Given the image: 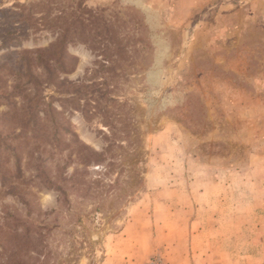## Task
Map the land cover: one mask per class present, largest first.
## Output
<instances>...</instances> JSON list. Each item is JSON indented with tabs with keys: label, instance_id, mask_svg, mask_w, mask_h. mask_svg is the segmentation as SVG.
Here are the masks:
<instances>
[{
	"label": "rangeland",
	"instance_id": "obj_1",
	"mask_svg": "<svg viewBox=\"0 0 264 264\" xmlns=\"http://www.w3.org/2000/svg\"><path fill=\"white\" fill-rule=\"evenodd\" d=\"M36 1L0 0V264H264V0Z\"/></svg>",
	"mask_w": 264,
	"mask_h": 264
},
{
	"label": "trees",
	"instance_id": "obj_2",
	"mask_svg": "<svg viewBox=\"0 0 264 264\" xmlns=\"http://www.w3.org/2000/svg\"><path fill=\"white\" fill-rule=\"evenodd\" d=\"M46 3H48V2L47 1L44 2V1L39 0V1H36L33 4H31V6L37 5V4H43L46 6ZM25 8H28V7L25 6ZM25 15L28 18L32 17L31 11H27V14H25ZM48 15H49L48 10H44L39 18L32 17L31 19L44 20V23H47V16ZM54 20H59V21L63 22V24H61L60 28L57 30V39L51 45L50 50L52 51L54 61L58 63V66H62L63 61H64L63 59H64L65 45L68 42H70L71 40H73V38H71L72 37L71 35L73 34L72 28H71V25L73 24V19L70 15L66 14L65 12L62 13V11H61L60 14L55 15ZM80 31H81V33H84V30H80ZM23 61L26 64V72H28V77H29V79L27 80L26 83L28 84V82H30V81L31 82L36 81V77L33 75L32 59L29 57H26ZM40 67L43 71V74H45L44 79L47 82H50L55 77H57V76H55L53 68H51V65L49 64V61L42 62L40 64ZM20 76L22 77V74ZM61 82H64V80H61ZM21 89H25V88L21 87ZM10 93L11 92L8 91L7 94H5V95H8ZM24 101H25V110H26L25 112H26L27 116L28 115H30V116L28 119L24 118L22 120V125H27L29 123L34 124L37 122L38 115H37L36 110H37V107L39 106V103L41 102L40 98L39 97L37 98L34 96L31 97L30 95H27L25 97ZM44 109H45V111H47L46 108H44Z\"/></svg>",
	"mask_w": 264,
	"mask_h": 264
},
{
	"label": "crops",
	"instance_id": "obj_3",
	"mask_svg": "<svg viewBox=\"0 0 264 264\" xmlns=\"http://www.w3.org/2000/svg\"><path fill=\"white\" fill-rule=\"evenodd\" d=\"M185 213H188V210L187 209H185ZM185 248H187V252H188V242H187V238L186 237H185ZM185 251H186V249H185ZM187 254L189 255V253H187ZM185 264H186V260H185Z\"/></svg>",
	"mask_w": 264,
	"mask_h": 264
}]
</instances>
